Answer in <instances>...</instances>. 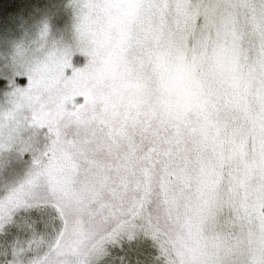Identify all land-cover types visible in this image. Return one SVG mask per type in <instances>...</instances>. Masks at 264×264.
<instances>
[{
	"label": "snow or ice",
	"instance_id": "obj_1",
	"mask_svg": "<svg viewBox=\"0 0 264 264\" xmlns=\"http://www.w3.org/2000/svg\"><path fill=\"white\" fill-rule=\"evenodd\" d=\"M0 264H264V0L0 33Z\"/></svg>",
	"mask_w": 264,
	"mask_h": 264
},
{
	"label": "trees",
	"instance_id": "obj_2",
	"mask_svg": "<svg viewBox=\"0 0 264 264\" xmlns=\"http://www.w3.org/2000/svg\"><path fill=\"white\" fill-rule=\"evenodd\" d=\"M45 0H0V26L5 20L17 15L22 9L29 8Z\"/></svg>",
	"mask_w": 264,
	"mask_h": 264
},
{
	"label": "rangeland",
	"instance_id": "obj_3",
	"mask_svg": "<svg viewBox=\"0 0 264 264\" xmlns=\"http://www.w3.org/2000/svg\"><path fill=\"white\" fill-rule=\"evenodd\" d=\"M48 0H45L42 3H39L37 5L27 7L22 9L17 15L9 18L8 20H5L4 23L0 26V33L5 32V30L13 31L16 27V25L19 23L20 17L27 18L30 15H35L37 13V9H43L45 5L47 4Z\"/></svg>",
	"mask_w": 264,
	"mask_h": 264
}]
</instances>
